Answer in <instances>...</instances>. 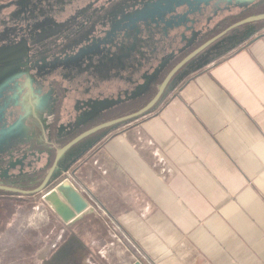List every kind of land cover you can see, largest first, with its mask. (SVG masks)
Returning <instances> with one entry per match:
<instances>
[{
	"label": "crops",
	"instance_id": "0c3cea01",
	"mask_svg": "<svg viewBox=\"0 0 264 264\" xmlns=\"http://www.w3.org/2000/svg\"><path fill=\"white\" fill-rule=\"evenodd\" d=\"M249 1L224 0L210 33L264 12L263 4L243 13ZM238 9L242 16L230 21ZM244 27L241 36L222 38L198 69L178 75L138 123L94 133L60 160L54 180L69 175L135 240L151 260L143 264H264V20ZM45 87L31 113L18 103L0 106V183L31 177L37 184L58 149L109 120L100 118L110 106H76L72 95L57 102ZM40 200L50 209L45 225L63 226ZM35 201L15 200L11 234L35 227ZM85 242L75 243L81 264H97Z\"/></svg>",
	"mask_w": 264,
	"mask_h": 264
},
{
	"label": "flooded vegetation",
	"instance_id": "af4514ba",
	"mask_svg": "<svg viewBox=\"0 0 264 264\" xmlns=\"http://www.w3.org/2000/svg\"><path fill=\"white\" fill-rule=\"evenodd\" d=\"M223 1L0 0V69L5 72L0 106L18 103L26 113L37 106L41 89L48 85L58 95L57 102L72 95L76 106L112 107L100 119L130 114L131 106L145 105L154 97L183 57L224 29L206 33L215 15L220 16ZM199 36L203 42L192 47ZM220 40L207 49L208 55L220 50ZM181 46L188 49L178 57ZM81 94L89 95L84 99ZM48 117L53 129L55 118ZM43 178L37 184L26 177L5 185L30 190ZM36 197L42 199L0 190V231L13 232L6 227L15 213V200L34 202ZM84 235L79 233L82 240Z\"/></svg>",
	"mask_w": 264,
	"mask_h": 264
},
{
	"label": "rangeland",
	"instance_id": "374dc122",
	"mask_svg": "<svg viewBox=\"0 0 264 264\" xmlns=\"http://www.w3.org/2000/svg\"><path fill=\"white\" fill-rule=\"evenodd\" d=\"M238 11L239 9L236 12L238 15L236 14L237 16L230 19V21L236 20L242 16V13L240 12V14L238 13ZM209 27L206 28V30L208 31V35H210ZM220 28H217L215 29V31L212 32L214 33ZM247 30L248 27H240L234 32H232L231 36H239V34L241 36L243 33L247 32ZM208 35H206L205 38ZM203 38L199 36L197 38L199 40H195V42H193L191 46H198L200 43L203 42ZM236 39L238 40V38ZM186 49L182 51L179 50L178 57L182 56L187 51ZM208 54L209 52L203 53L201 56L190 62V64H188L178 75H183L189 72L190 70H196L195 68L198 69L203 61V58L205 56H209ZM165 72H167V70ZM177 78L178 77H176L175 81L177 80ZM175 81H173L169 87H172ZM141 105L143 104L140 103L137 105H133L128 110L137 111L138 109L144 106ZM143 118L144 117L142 116L139 119H134L135 121L130 120L118 125L124 124L125 127H129L130 125L138 123ZM100 123L102 122L100 121L97 124ZM118 125H115L113 127H116ZM41 201L42 200L38 198L35 201L37 208L39 207V210H36V225L34 228H32L31 226H27L26 228H20L18 237L15 234H7L6 232H4L5 230L0 231V264H81V258L78 254L76 246L78 245V243H76V241H86L85 244L89 245V247H94L95 257L98 256L97 264L105 263L104 260L106 259H109L110 261L114 260L115 264H126L127 260L129 264H132L135 260H140L141 262L142 260L146 262L151 261L149 260L147 255L143 253V251L135 242V240L131 238L125 232V230L120 225H118L117 221L113 217H111L105 209L100 207V205V208H98V206L94 205V203H92L91 201L92 205L95 207L96 212L105 221L106 226L113 231L116 239L120 242L121 246L112 239H102V236H100L101 233L97 231L92 233L84 231V236L86 239L82 240L79 236V233L82 231L78 230L79 232H77L76 230L70 229L63 221V226L62 224H59L57 229L49 228L48 225H45L43 220L44 216L42 215L43 210H48L49 208L41 206ZM57 235L60 239L58 241H55ZM32 242L34 243V245L32 244ZM100 251H102V253H100Z\"/></svg>",
	"mask_w": 264,
	"mask_h": 264
},
{
	"label": "water",
	"instance_id": "95a60500",
	"mask_svg": "<svg viewBox=\"0 0 264 264\" xmlns=\"http://www.w3.org/2000/svg\"><path fill=\"white\" fill-rule=\"evenodd\" d=\"M250 0L243 4L244 12L246 13L250 10H253L255 7L263 5V0ZM264 20V12L259 14H253L247 16L243 19H240L226 28H224L218 34L212 36L201 45H199L192 52L183 57L174 68L166 75L164 80L159 85V88L154 95V97L147 102L143 107L134 111L130 114L102 122L100 124L94 125L75 137L70 141L64 144L60 149H58L54 160L51 163V166L46 173L45 177L41 183L30 190L17 188L5 184H0V190L7 192H15L23 195H40L42 199L51 205L53 211L60 217V219L73 230L79 231H88V232H99L101 233L102 239H112L120 245V242L116 239L113 231L106 226L105 221L102 217L96 212L95 207L92 205L90 199L82 193L73 183L69 175H65L64 179H56L55 176L59 172V163L62 157L83 139L107 129L109 127L140 118L148 113H150L158 105V103L163 98L167 88L172 82L173 78L190 62L201 56L204 52L206 53L207 49L211 50L212 47L222 38L234 32L236 29L243 27L249 23L262 21ZM199 39H196L198 41ZM210 48V49H209ZM183 46L180 47V51L184 50ZM153 79V78H152ZM151 79V80H152ZM150 80V81H151ZM149 81V83H150ZM137 94L133 93V98ZM137 98V97H136ZM31 107L26 109V113H31ZM101 111H106L105 108H102ZM2 110H0V113ZM68 170L65 171L67 174ZM79 230V231H78ZM121 246V245H120ZM132 264H143L140 260H135Z\"/></svg>",
	"mask_w": 264,
	"mask_h": 264
},
{
	"label": "built area",
	"instance_id": "2783aa9c",
	"mask_svg": "<svg viewBox=\"0 0 264 264\" xmlns=\"http://www.w3.org/2000/svg\"><path fill=\"white\" fill-rule=\"evenodd\" d=\"M98 208H100L99 205H98Z\"/></svg>",
	"mask_w": 264,
	"mask_h": 264
},
{
	"label": "trees",
	"instance_id": "16d2710c",
	"mask_svg": "<svg viewBox=\"0 0 264 264\" xmlns=\"http://www.w3.org/2000/svg\"><path fill=\"white\" fill-rule=\"evenodd\" d=\"M247 13V12H246Z\"/></svg>",
	"mask_w": 264,
	"mask_h": 264
}]
</instances>
